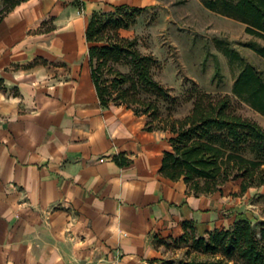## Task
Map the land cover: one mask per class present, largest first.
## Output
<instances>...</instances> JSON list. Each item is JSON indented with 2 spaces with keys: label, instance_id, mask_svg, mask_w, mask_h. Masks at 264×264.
<instances>
[{
  "label": "crops",
  "instance_id": "0c3cea01",
  "mask_svg": "<svg viewBox=\"0 0 264 264\" xmlns=\"http://www.w3.org/2000/svg\"><path fill=\"white\" fill-rule=\"evenodd\" d=\"M134 2L25 0L0 21V264H147L185 220L226 226L222 191L162 174L168 133L100 102L91 14Z\"/></svg>",
  "mask_w": 264,
  "mask_h": 264
},
{
  "label": "trees",
  "instance_id": "16d2710c",
  "mask_svg": "<svg viewBox=\"0 0 264 264\" xmlns=\"http://www.w3.org/2000/svg\"><path fill=\"white\" fill-rule=\"evenodd\" d=\"M22 1L10 0L0 12V21ZM201 1L210 10L245 23V31L254 37L245 45L264 58V0ZM146 8L122 3L91 14L86 39L91 75L101 104L126 105L136 114L163 121L160 127L170 130L171 147L164 152L160 170L172 179L182 178L189 192L200 195L222 191L227 182L236 179L240 180L241 193L252 186H263L264 127L236 112L230 95L213 94L195 86L187 97L193 99L187 114L159 116L156 99L174 101L177 96L155 78L153 69L158 58L152 52H142L136 37L122 33ZM223 50L231 59L242 62L232 93L264 115L262 71L230 46L225 45ZM145 127L156 130L149 121ZM115 160L119 164L129 162L124 155L115 156ZM174 238L188 245L189 250L205 255L179 264H264V219L253 224L247 217H240L229 226L215 227L204 234L198 233L192 221L185 220L182 234ZM163 241L157 238V243Z\"/></svg>",
  "mask_w": 264,
  "mask_h": 264
},
{
  "label": "rangeland",
  "instance_id": "374dc122",
  "mask_svg": "<svg viewBox=\"0 0 264 264\" xmlns=\"http://www.w3.org/2000/svg\"><path fill=\"white\" fill-rule=\"evenodd\" d=\"M9 3L10 0H0V12ZM132 4L147 8L137 22L122 33L136 37L142 52H152L158 58L153 74L177 96L174 101L156 99L160 117L187 114L193 102L187 97L196 86L213 94L230 95L236 112L264 127V115L232 93L233 80L242 62L231 59L223 50L225 45L237 50L246 62L254 64L264 75V58L245 45L246 41L254 39L245 31V23L210 10L201 0H135ZM145 116L156 130L171 135L169 129L160 127L163 121ZM222 192L226 195V207L222 211L226 226L240 217H247L253 224L264 219V185L249 187L241 193L240 180L236 179L227 182ZM157 244L159 251L147 258V264H179L194 257L205 258V255L189 250L188 245L175 241L174 237Z\"/></svg>",
  "mask_w": 264,
  "mask_h": 264
},
{
  "label": "built area",
  "instance_id": "2783aa9c",
  "mask_svg": "<svg viewBox=\"0 0 264 264\" xmlns=\"http://www.w3.org/2000/svg\"><path fill=\"white\" fill-rule=\"evenodd\" d=\"M122 251L121 249H116L113 255V261L115 262V264H120L121 262V258H122Z\"/></svg>",
  "mask_w": 264,
  "mask_h": 264
}]
</instances>
